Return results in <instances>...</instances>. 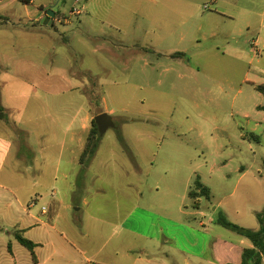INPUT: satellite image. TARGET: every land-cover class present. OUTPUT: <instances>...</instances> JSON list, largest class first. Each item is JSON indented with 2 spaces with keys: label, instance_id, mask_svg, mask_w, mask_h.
<instances>
[{
  "label": "rangeland",
  "instance_id": "obj_1",
  "mask_svg": "<svg viewBox=\"0 0 264 264\" xmlns=\"http://www.w3.org/2000/svg\"><path fill=\"white\" fill-rule=\"evenodd\" d=\"M75 1L0 0V102L11 122L0 134L12 142L0 175V252L9 241L18 245L23 208L39 214L59 198L72 206L70 222L104 241V256L119 250L106 264H132L129 245L118 240L126 235L114 232L129 202L177 217L179 207L194 211L188 193L197 176L211 190L201 198L205 221L223 215L258 229L264 0H81L82 14L71 16ZM48 2L54 24L36 30L27 12ZM103 112L116 128L89 164L71 162ZM216 223H206L215 237L239 239ZM151 259L176 264L179 256Z\"/></svg>",
  "mask_w": 264,
  "mask_h": 264
},
{
  "label": "crops",
  "instance_id": "obj_2",
  "mask_svg": "<svg viewBox=\"0 0 264 264\" xmlns=\"http://www.w3.org/2000/svg\"><path fill=\"white\" fill-rule=\"evenodd\" d=\"M34 2L35 0H30L29 3L25 4ZM51 3L48 2V6L39 3L35 10L27 12V19L33 28H37L36 30H40V25L41 27H48L54 24V18L49 25L41 23L51 8ZM10 125V121L0 120L1 129ZM79 139L77 144L78 155L71 161L75 164H80V155L86 142L82 137ZM73 141L76 142L75 135L71 137V142ZM11 147L12 142L0 134V175ZM65 147L66 145L63 144L62 148L65 149ZM74 152L76 153V150ZM168 173L165 172L164 174L168 175ZM203 181L207 183L205 180ZM164 183H170L166 177H164ZM176 186L177 184L173 187ZM169 187L170 185H168ZM170 189L171 191L167 193L168 196L175 194L172 188ZM83 200L86 205L87 199L83 198ZM17 201L23 207L21 200L17 198ZM129 204L131 208L128 214L114 232L116 235H126L127 240L121 238L118 240L122 244L129 245L130 248L127 249L125 255L133 261L132 264H157L151 259L157 253L166 254L169 257L172 255L179 256L176 264H237L242 260L244 249L252 246L251 241L250 243L247 241L249 239L239 234V239L234 241L215 237L212 231L207 228L206 223H216L217 220L209 218V221H205L204 218L209 215L205 211H201V202L198 207L194 206V211L183 210L182 207H179L178 211L174 212L179 214L178 217L167 214L163 209H157L154 205L142 206L138 201H130ZM8 205L9 208H12L10 204ZM71 208V204L59 198L51 200L49 206H43L39 214L23 208L26 215L20 219L18 228L14 232L21 231L24 237L36 244L34 256L14 236L18 245L14 244L13 241L5 243L4 250L0 252V264H106L107 259L116 262V259L122 256L119 250L114 251V253L111 252L110 256H104V241L93 237L84 222H77L74 225L69 221L68 211ZM81 209L75 208L73 210L81 211ZM180 215L195 218L200 216L199 223L198 225L192 224L182 219ZM96 222L99 231L98 224L102 221L96 220ZM104 257L106 260H101ZM94 259L102 262H97ZM164 264L167 263L164 262Z\"/></svg>",
  "mask_w": 264,
  "mask_h": 264
},
{
  "label": "trees",
  "instance_id": "obj_3",
  "mask_svg": "<svg viewBox=\"0 0 264 264\" xmlns=\"http://www.w3.org/2000/svg\"><path fill=\"white\" fill-rule=\"evenodd\" d=\"M24 3H29L30 0H21ZM57 15V14H56ZM259 89L264 93V87L261 86ZM260 110H264V105L259 107ZM0 120H8V113L6 109L2 106L0 102ZM92 128L89 132L88 137L84 145V149L80 155V164L87 165L94 158L97 150L99 149V144L101 136L98 131V127L95 123V120H92ZM211 194V190L206 186L201 178L197 176L194 180L190 191L189 197L193 200V205L195 207L199 206L201 198H208ZM257 219L259 222L258 229L245 228L238 224H235L228 220L225 216L221 215L217 219V223L225 228H228L237 234L249 239L252 243L251 247L245 248L242 254V260L237 264H264V208L257 212ZM15 238L19 241L20 244L29 249V251L34 256V249L36 244L23 236L21 231L14 232ZM11 250V247L9 245ZM235 264V263H228Z\"/></svg>",
  "mask_w": 264,
  "mask_h": 264
},
{
  "label": "water",
  "instance_id": "obj_4",
  "mask_svg": "<svg viewBox=\"0 0 264 264\" xmlns=\"http://www.w3.org/2000/svg\"><path fill=\"white\" fill-rule=\"evenodd\" d=\"M56 16V12L53 9L47 11L46 16L41 20L43 25H49L52 23L53 18ZM95 123L98 127L100 136L102 137L110 128H116L114 119L111 114L103 112L94 117Z\"/></svg>",
  "mask_w": 264,
  "mask_h": 264
},
{
  "label": "built area",
  "instance_id": "obj_5",
  "mask_svg": "<svg viewBox=\"0 0 264 264\" xmlns=\"http://www.w3.org/2000/svg\"><path fill=\"white\" fill-rule=\"evenodd\" d=\"M75 3L77 4L76 7H74L71 11V16H79L82 14V7H78V5L81 3V0H76ZM59 22L69 24L71 22V19L68 17H63L60 19H57Z\"/></svg>",
  "mask_w": 264,
  "mask_h": 264
}]
</instances>
